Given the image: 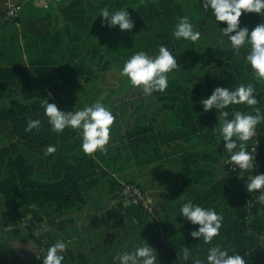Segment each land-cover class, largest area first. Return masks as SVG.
I'll return each instance as SVG.
<instances>
[{
  "label": "trees",
  "instance_id": "1",
  "mask_svg": "<svg viewBox=\"0 0 264 264\" xmlns=\"http://www.w3.org/2000/svg\"><path fill=\"white\" fill-rule=\"evenodd\" d=\"M58 4L56 20L49 10L39 13L42 28L35 32L30 29L29 33L23 13L13 21L21 24L25 59L12 57L0 64V136L4 144L0 148V216H17L36 207L46 214L36 212L34 224H43L46 217L52 223L87 204L89 191L104 177L113 186L119 203L124 202L119 194L124 183L113 181L100 168L99 152L85 155L77 133L70 128L61 134L52 132L41 101L47 99L67 110L57 97L58 91L83 92L93 81L105 80L112 69L120 70L134 52L144 50L154 55L158 46L165 44L177 56L179 68L169 74L165 92L151 96L140 90L135 93L138 101L130 105V112L125 111L119 134H111L108 153L124 152L125 160L137 168L157 165L180 154L175 171L180 191L224 217L220 235L211 244L202 241L204 249L192 252V256L203 258L209 247L220 244L230 254L244 256L246 264H264V205L256 201V194L246 191L237 172L228 170L225 162L229 154L224 151L221 137L212 132L218 117L214 110L204 112L200 103L217 86L235 88L252 82L259 104L233 105L230 110H264V82L255 81L245 63V49H241L240 56L234 55L219 28L226 26L225 22L217 26L200 0H63ZM103 7L127 8L134 27L120 30L118 26H102V18L97 15ZM185 15L201 32V39L195 43L172 36L177 17ZM240 20L241 26L251 30L264 17L242 13ZM120 82L126 84V78ZM29 118L42 120L39 130L25 131ZM255 142L253 175L264 173V124L257 126V137L249 141V150ZM52 144L57 151L46 155L47 146ZM246 200L251 201L250 207ZM124 210L139 219L147 215L140 206L128 205ZM49 215L53 217L48 219ZM8 222L0 220L4 225ZM196 228L198 225L188 226L189 231ZM182 244L188 246V240ZM182 252L183 247L176 262L161 264H182ZM80 257L82 254L70 253L67 259L65 254L63 264H86L76 259Z\"/></svg>",
  "mask_w": 264,
  "mask_h": 264
},
{
  "label": "clouds",
  "instance_id": "2",
  "mask_svg": "<svg viewBox=\"0 0 264 264\" xmlns=\"http://www.w3.org/2000/svg\"><path fill=\"white\" fill-rule=\"evenodd\" d=\"M203 10L218 22H225L226 26L219 27L223 36L227 38L234 55L240 56L241 49H245V63L250 67L257 83L264 82V20L251 30L247 25L241 26L242 13H257L264 17V0H200ZM101 25L108 28L119 27L120 30H131L134 21L125 7L110 9L103 7L99 10ZM96 16V17H97ZM172 36L176 40L195 43L201 39V32L197 30L189 16L177 17ZM176 55L165 44H160L156 53L149 54L140 50L134 52L123 67L120 75L127 83L138 88L145 96L153 93H163L169 85V74L179 68ZM257 89L252 82L240 83L235 88L217 86L211 94L201 99L203 111L214 110L218 123L212 129L223 141L224 151L228 156V163L235 168L248 171L256 166L255 155L249 150V141L257 137V126L264 124V110L255 107L254 111L231 109L233 105L259 104ZM44 116L54 133L61 134L65 129H72L80 139V149L85 155H93L97 151L106 153L111 139L112 125L116 119L111 109L102 100L86 104L78 110H61L55 103L48 100L41 101ZM41 119L29 118L25 131L39 130ZM57 151L56 145L47 146L46 155ZM246 191L255 195L256 201L264 205V173L251 175L246 181ZM258 193V194H257ZM179 213L191 224L198 228L190 235L199 238L205 244H211L220 235L224 217L213 207H205L195 203L192 199L182 198ZM28 248L36 251V244L29 241ZM68 243L57 239L49 244L46 254L41 258L43 264H63ZM191 260L192 264H246V259L239 253L230 254L228 249L220 244H214L207 249L201 258L192 256L189 247H183L181 261ZM114 264H159L156 250L143 239L142 243L134 245L130 250H122L113 256Z\"/></svg>",
  "mask_w": 264,
  "mask_h": 264
},
{
  "label": "crops",
  "instance_id": "3",
  "mask_svg": "<svg viewBox=\"0 0 264 264\" xmlns=\"http://www.w3.org/2000/svg\"><path fill=\"white\" fill-rule=\"evenodd\" d=\"M15 1L21 5L20 14L23 13L25 15V23L29 33L31 30L35 32V29L42 28V22L38 21V16L47 10L53 14L54 20H56V12L60 1L43 0L44 4L43 2L39 3L35 0ZM4 13V5L2 0H0V37H2L1 46L4 47V51L0 53V64L7 63L12 57L20 58L22 56V59H25L21 24L7 20L4 18ZM59 24L61 23L59 22ZM11 27L15 30V37L10 36V34H2L3 30ZM15 40L17 41L14 42ZM65 109L68 111L73 110L69 106L67 107V105ZM3 145V141L0 140V148ZM99 154L101 155V161L98 160L100 168L108 174L110 179L119 184L134 183L149 194V203L153 214H147L143 219H139L138 216L127 213L124 210L126 204L124 202L122 204L119 203L120 199L114 195L116 192H112L113 186L110 185L107 177H104L100 179L97 186L89 191L88 202L82 208L75 209L76 211H68L62 216L55 218L52 223H48L47 217L45 218L46 224L44 222L42 228L44 230L46 229L45 231L48 233V236H52L50 238L52 243L57 239L70 243V240L75 241L83 236H87L85 231L88 229V225L86 222H83L81 217H86L92 212H98L99 214L109 213L111 214L110 216H114L116 224L120 228L119 236H116L114 239V243H118L117 246L112 247L113 242L110 243L108 241L107 246H104V251H100L101 254L108 255L112 261L113 256L117 252L130 250L134 245L142 243L143 240L141 242L137 240L124 243L122 237L124 234L129 235V233L136 234L134 238L142 234L156 238L155 243L149 245L156 250L159 264L166 261L176 262L180 248L185 247L182 244L185 239L188 240V246L186 247H189L192 252H198L204 249L202 240L190 235L191 231H189L188 226L191 223L179 213L180 205L184 202L182 198H188L184 191H180V182L175 173L180 164V154L172 155L158 162L157 165L138 168L132 167L127 161L128 159H126L128 167H124L121 171L119 168L113 166L123 163V160L126 158L124 152H121V155L117 151L111 153H108V151L106 153L99 152ZM221 171L222 169L220 167L218 173H221ZM99 190L101 192L96 194L95 191L98 192ZM38 211L44 215L46 214L45 210L30 207L17 216H0V220H9L6 225L0 223V264H36L38 247L34 251L29 249L27 245L31 240L36 244L32 234L34 232L35 214ZM52 217V215H49L48 219ZM77 218H79L78 221ZM154 221L157 222L156 227L158 225V230H154L155 234L148 228L149 222L153 224ZM68 223L77 227L76 231L79 232V235L77 234L76 236L68 233ZM61 234H64L65 237H62ZM146 241L148 243L150 239ZM91 252L92 255L100 253L92 249Z\"/></svg>",
  "mask_w": 264,
  "mask_h": 264
},
{
  "label": "rangeland",
  "instance_id": "4",
  "mask_svg": "<svg viewBox=\"0 0 264 264\" xmlns=\"http://www.w3.org/2000/svg\"><path fill=\"white\" fill-rule=\"evenodd\" d=\"M15 30L13 27L5 29L2 31V34H10V36L15 37ZM2 37H0V53L4 51V47L1 46ZM15 40L14 42H16ZM123 67V66H122ZM123 76L120 75V71L116 70L115 68L112 69L108 74L105 76V83L102 80H96L92 83L88 84L85 87L83 92H77L75 90H65L58 92V98L61 99L62 105L73 109V111L83 108L86 104H92L96 100H102V102L108 106L112 112H114V116L116 117L113 123V132L111 134H119V130L122 128V124L124 122V115L126 112H130L132 108L130 105L138 101V97L136 96V92L139 91L138 88L130 87L128 83L122 85L120 79ZM128 87L130 88L128 90ZM128 92V93H127ZM121 98L123 100H121ZM138 104V103H137ZM61 105V106H62ZM112 106V107H111ZM135 107V106H134ZM114 110V111H113ZM126 111V112H125ZM119 127V128H118ZM0 136V140H1ZM123 160V159H122ZM113 167L119 168L121 171L124 167H128L127 161L123 160V163H119L118 165L115 164ZM124 184H134L131 182L124 183ZM136 185V184H135ZM95 191L96 194H99ZM89 196V194H88ZM124 203L129 205V201H124ZM87 209V208H85ZM76 211V210H73ZM153 214V211L151 212ZM111 214H99L98 212L89 213L86 217H81L83 222H86L88 225V229L85 231L87 236H83L75 241L70 240L68 243V248L66 251V258H69V254L76 256L78 253L82 254V259L76 258L78 261L82 260L86 264H114V261L108 256L101 254V250L104 251V246H107L108 241L113 242L112 247L117 246L118 243H114V239L116 236H119L120 228L116 224V219L114 216H110ZM75 218V216H74ZM79 218H77V221ZM157 222L154 221L153 224L149 222L148 228L153 231L152 233L155 234V231L158 230V225L156 227ZM69 228H67L68 233L71 235H79V232L76 231L77 227L74 225H70L68 223ZM46 230V229H45ZM42 228V224H34V232L33 238L36 241V247H38L41 243L40 241L43 240L42 244H51L52 236H48V233ZM155 230V231H154ZM76 233V234H75ZM62 237H65L64 234H61ZM136 234L129 233V235H123L122 239L124 243L131 242V241H140L150 239L148 244L152 245L155 243L156 238L150 237L147 235H140L134 238ZM66 239V238H65ZM67 241V240H66ZM147 243V241H146ZM110 245V244H108ZM110 247V246H109ZM91 249L97 253L96 255H92ZM41 249L39 247L37 249V262L38 258L40 257ZM109 251V250H108ZM95 254V253H94ZM102 255V256H101ZM101 256V257H100ZM158 258V256H157Z\"/></svg>",
  "mask_w": 264,
  "mask_h": 264
},
{
  "label": "built area",
  "instance_id": "5",
  "mask_svg": "<svg viewBox=\"0 0 264 264\" xmlns=\"http://www.w3.org/2000/svg\"><path fill=\"white\" fill-rule=\"evenodd\" d=\"M35 1L39 3L43 2V0H35ZM2 2L4 5V9H5L4 18L10 21L11 20L14 21L16 18L19 17V14L21 11V5L19 3H17L15 0H2ZM44 7H46V5H44ZM256 144L257 143L255 142L253 147L250 148V151L253 152V155H255L254 152H255ZM225 165L228 167L229 171L237 172L238 177L242 178L244 182V186L246 185V181L250 178V176L253 175V172H252L253 169L242 172V170L232 167L227 161L225 162ZM119 194H120L121 199H123L124 201L126 200L129 201V205L140 206L148 215L151 214L152 209L149 203V198H150L149 194L143 191L137 185L123 184ZM245 204L247 207H250L252 205L250 200H246ZM42 243L38 246L39 250L41 249L40 251L41 255L38 258L39 264H43V261L41 258L43 257V255L46 254L47 245H48V244L46 245Z\"/></svg>",
  "mask_w": 264,
  "mask_h": 264
},
{
  "label": "water",
  "instance_id": "6",
  "mask_svg": "<svg viewBox=\"0 0 264 264\" xmlns=\"http://www.w3.org/2000/svg\"><path fill=\"white\" fill-rule=\"evenodd\" d=\"M57 1H63V0H57Z\"/></svg>",
  "mask_w": 264,
  "mask_h": 264
}]
</instances>
